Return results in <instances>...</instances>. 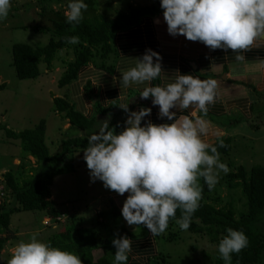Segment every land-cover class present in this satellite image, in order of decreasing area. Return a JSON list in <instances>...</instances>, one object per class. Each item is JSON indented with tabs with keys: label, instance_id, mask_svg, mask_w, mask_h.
I'll return each instance as SVG.
<instances>
[{
	"label": "clouds",
	"instance_id": "1",
	"mask_svg": "<svg viewBox=\"0 0 264 264\" xmlns=\"http://www.w3.org/2000/svg\"><path fill=\"white\" fill-rule=\"evenodd\" d=\"M159 6L169 35L201 42L211 51L240 53L264 41V0H159ZM10 7L11 0H0V21L7 18ZM87 8L83 0H68L66 22L79 24ZM67 42L78 43V37H69ZM160 60L158 53L146 49L134 60V67L120 72V85L123 89L145 85L139 97H151V104L158 106V119L173 122L156 125L145 121L141 126L151 108L130 112L128 103L121 104L119 108L127 114L126 127L115 134L109 127V115L88 137L83 151L90 181L99 180L118 195L128 193L122 218L129 226H145L152 236L168 228L177 209L181 217L176 223L187 230L202 198L198 178L211 190L219 173L229 172L216 147L203 139L209 122L197 115H206L218 98L217 81L177 72L173 82L150 86L161 76ZM235 60L243 61L244 56L237 54ZM190 106V115L176 117L170 112L174 108L182 112ZM225 232L217 250L224 264H231L232 254L246 248L248 239L242 231L227 228ZM131 242L124 236L112 240L116 249L113 264H127ZM7 264H81V260L74 253L37 240L34 234L28 242L15 246Z\"/></svg>",
	"mask_w": 264,
	"mask_h": 264
},
{
	"label": "trees",
	"instance_id": "2",
	"mask_svg": "<svg viewBox=\"0 0 264 264\" xmlns=\"http://www.w3.org/2000/svg\"><path fill=\"white\" fill-rule=\"evenodd\" d=\"M162 12L163 10L157 4H151L141 8L131 7L128 19L110 20L101 16L82 19L79 24H70L66 22V18H60L52 21L51 28L41 25L24 27V29L32 28L33 31L43 34L50 33L51 39L47 45L35 48L26 44L13 46L12 67L16 77L22 81L38 79L41 75L40 65L45 64L47 68H51L57 54L72 45L67 42V38L72 36L78 37V43H75L76 56L59 79L58 87L62 89L77 82L82 72L91 64L96 69L110 74L116 64V50L113 43L116 36L137 26L144 18L153 17ZM5 88L6 85L0 81V92ZM85 90H90L89 84ZM53 103L55 111L70 124L69 131L74 128L79 130L78 135H67L62 138L61 149L57 153L51 154L46 143L45 120H41L33 129L18 133L0 124V130L6 138L19 141L22 154L32 157L41 166L30 172H23L19 178L13 172L5 174V186L13 200L11 207L7 204L0 205V225L6 233L10 230L12 215L22 211L43 212L54 221L61 219L62 207L52 200L51 187L55 178L74 171L73 162L69 160L83 153L88 147V137L101 127L104 119H99L98 115L105 119L110 115L109 127L115 134L124 129L127 114L119 108L120 103H114L108 109L97 106L95 108L97 114L91 118L79 112L74 104L65 99L55 98ZM254 110L259 109L256 106ZM82 132L85 134L82 135ZM232 144L231 137L221 138L213 144L221 161L229 157L233 149ZM227 178L231 181L232 189L243 192L246 211L238 214L230 204L217 209L213 203H219L220 197L216 195L214 188L209 190L203 178H200L202 198L198 209L191 217L188 230L192 234L206 236L212 244L217 246L226 235L225 229L242 231L248 239V246L239 253L232 254L231 264H260L264 262V231L260 230L259 224L264 217V168L257 165L248 171L244 166H238L235 171L228 174ZM104 203L107 206L105 210L99 212L95 219H91L88 226L86 225L88 218L84 215L68 216L63 231L49 237L47 244L74 253L80 257L81 264H113L116 249L112 245V240L119 239L121 236L118 237L117 232H122V236L132 241L131 247L134 246L135 251L144 253V264L145 261L147 264L166 262V255L157 250V236H152L143 225H139L136 229L127 226L121 211L112 199L105 200ZM180 217L181 211L177 209L175 218L169 220L168 227L177 226L176 220ZM93 223L95 224L92 225ZM101 226H104L106 231L104 240L99 236ZM149 234L153 238L152 243L147 240ZM178 237L177 233H173L164 240L171 242ZM140 241L141 244L138 243ZM146 241L150 246H147ZM7 242L6 237L0 238V254ZM97 251H101L102 256L97 257ZM129 259L128 255L127 264ZM222 263L224 261L221 257L217 259V264ZM0 264H3L1 259Z\"/></svg>",
	"mask_w": 264,
	"mask_h": 264
},
{
	"label": "rangeland",
	"instance_id": "3",
	"mask_svg": "<svg viewBox=\"0 0 264 264\" xmlns=\"http://www.w3.org/2000/svg\"><path fill=\"white\" fill-rule=\"evenodd\" d=\"M83 2L88 5L87 10L82 13L83 19L101 16L110 20L128 19L131 7L141 8L151 4L159 6V0H83ZM67 3L68 0H11L7 18L0 21V81L6 85L5 90L0 92V124L18 133L33 129L41 120H45L46 143L51 154L59 152L64 136L79 133L76 128L69 131L70 124L55 111L53 103L55 98H62L75 105L68 91L69 86L61 89L58 87V81L68 64L74 61L77 46L72 44L60 51L51 68L41 64V75L38 79L23 81L16 77L12 67V48L15 44H26L34 48L47 45L51 39L50 33L43 34L24 27L41 25L51 28L53 20L66 18ZM90 66L95 68L92 64ZM80 80L83 82L82 87L86 88L84 83L86 79L82 76ZM257 108L259 110L255 111L256 116L240 125L243 129L233 141L229 157L220 160L227 165L229 172L227 174L220 172L218 182L213 187L216 195L220 197L219 203H213L217 209L230 204L236 213L245 212L246 200L243 192L232 189L227 176L238 166H244L248 171L257 165L264 168V101ZM97 117L105 120L100 115ZM83 134L85 132H82ZM69 161L73 162L74 171L55 178L51 187L52 196L61 205L63 216L59 221H54L43 212L22 211L13 214L9 232L6 233L0 225V238L8 239L0 254L3 264H7L12 250L18 243L28 242L34 234L37 240L47 243L49 237L63 231L68 216L84 215L88 218L86 225H90V220L95 219L97 214L107 207L104 202L111 199L108 196L116 195L114 191L106 189L101 181H90L83 153L77 154ZM231 164L235 166H229ZM39 167L41 166L35 159L22 154L19 141L7 139L0 130V205L7 204L9 207L13 205L12 195L5 186L7 172H13L19 178L23 172H30ZM200 182L198 178L201 187ZM259 224L260 230L264 231V217ZM99 232L100 238L104 240L105 227L101 226ZM173 233L179 236L176 240L171 242L164 240ZM117 235L122 236V232H117ZM161 236L163 239L159 238ZM156 244L157 250L167 257L164 264H217V259L220 258L217 245L212 244L206 236L192 234L188 229L181 230L178 225L168 227L158 235ZM96 256H102V252L97 251Z\"/></svg>",
	"mask_w": 264,
	"mask_h": 264
},
{
	"label": "crops",
	"instance_id": "4",
	"mask_svg": "<svg viewBox=\"0 0 264 264\" xmlns=\"http://www.w3.org/2000/svg\"><path fill=\"white\" fill-rule=\"evenodd\" d=\"M166 29L167 25L160 13L144 18L140 24L127 32L119 33L114 41L116 64L113 72L108 74L90 66L82 72L77 82L68 87L71 100L75 103L77 110L91 118L96 116L97 106L108 109L114 103H120V105L128 103L130 112L139 111L141 108H151V114L142 120L141 126H144L145 121L156 125L172 123L173 121H168L167 118L158 119V106L151 104V97L146 100L139 97L145 85L130 86L127 89L121 88L120 85V72L134 67V60L141 57L146 49H150L161 57L162 70L161 76L151 81L150 86H164L166 83L173 82L177 72L181 75H193L201 80L215 79L217 81L218 98L209 106L206 115L197 113L210 125L209 132L203 139L212 145L224 137H231L235 141L243 129L240 125L254 118L255 107L264 101V41H259L240 53L220 49L211 51L201 42L189 41L182 35L173 37L167 33ZM237 54L243 55L244 60L236 61ZM82 76L86 79L84 82L86 86L89 84V91L81 85L83 84L80 80ZM113 77L116 78L115 81ZM191 110L190 106L188 110L182 112L178 108L170 109V112H174L176 117H179L190 115ZM124 127H126L125 124ZM127 195L128 193L124 195L116 193L115 196L108 197L121 211L122 206L119 204H123ZM52 200L56 201L54 196ZM132 228L136 229L134 225ZM152 239L149 234L148 242L152 243ZM135 250L134 246L131 247L128 264L135 262L144 264V253ZM145 264H147L146 261Z\"/></svg>",
	"mask_w": 264,
	"mask_h": 264
}]
</instances>
